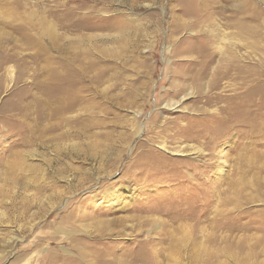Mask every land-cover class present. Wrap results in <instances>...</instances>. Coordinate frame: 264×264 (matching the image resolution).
<instances>
[{"label":"rangeland","instance_id":"rangeland-1","mask_svg":"<svg viewBox=\"0 0 264 264\" xmlns=\"http://www.w3.org/2000/svg\"><path fill=\"white\" fill-rule=\"evenodd\" d=\"M0 214V264H264V0H0Z\"/></svg>","mask_w":264,"mask_h":264},{"label":"bare ground","instance_id":"bare-ground-1","mask_svg":"<svg viewBox=\"0 0 264 264\" xmlns=\"http://www.w3.org/2000/svg\"><path fill=\"white\" fill-rule=\"evenodd\" d=\"M202 1V0H201ZM209 1V0H208ZM203 3V2H202ZM186 21V20H185ZM188 21H189V19H188ZM182 22H183V20H182ZM76 63V62H75ZM65 72V71H64ZM10 77L12 78L13 77V71H11L10 72ZM77 99V98H76ZM72 105V104H71ZM232 110V109H231ZM195 150V149H194ZM179 155H181L180 153H179ZM11 180V179H10ZM1 215V214H0ZM81 254V253H80ZM81 256H84L83 254L81 255ZM84 259V258H83ZM86 261V260H85ZM93 263V262H92Z\"/></svg>","mask_w":264,"mask_h":264}]
</instances>
